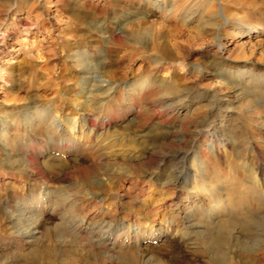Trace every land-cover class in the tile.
I'll return each instance as SVG.
<instances>
[{"label": "rangeland", "instance_id": "1", "mask_svg": "<svg viewBox=\"0 0 264 264\" xmlns=\"http://www.w3.org/2000/svg\"><path fill=\"white\" fill-rule=\"evenodd\" d=\"M151 1L156 2V0ZM142 3L143 0L133 2L131 0H0V106L6 105L3 106L5 112L17 111L18 107L22 109L31 98L36 96L41 104L52 107L61 104L60 95L66 93L69 88L73 90L76 86V79L70 78L76 67L69 54L74 51L77 44H90L94 47L91 48L93 56L99 51L100 60L104 61L106 68L118 71L125 80H138L147 74H154L155 57L158 55L156 48L160 44H165L176 52L178 58L171 61L163 60L167 64L158 74L174 83L175 88L170 93L171 99L179 97L182 101L169 109L146 103V99H139L131 105L124 106V114L114 118L107 125L111 129L110 134L104 135L97 142L90 140V148L86 153L80 152L81 154L75 156L80 165L74 167L75 174L74 176L70 174L69 177L86 181L90 178V174L83 170L84 167L96 162H106L114 157L120 158L122 152L137 155L139 148H126L129 149L126 150L121 147V144H125L121 140L127 139L112 132L116 129L122 131L123 127L127 126L133 127L135 133L147 134L146 138L156 139L152 146L164 150L166 154L183 152L188 141L193 138L195 125L192 118L198 115L207 120L203 132L213 130L214 124L217 125V132L224 134L223 138L228 137V134L231 136L232 131L240 135L247 130L245 137H239L237 146L242 149V146L247 147L252 143L257 145L262 151L258 161L264 168V31L249 37L244 34H234L240 30L239 24L244 25L245 30L253 26L252 24L262 23L264 26V0H224L223 8L221 0H159L151 6L153 14L147 16V21L144 23L146 26L142 24L136 27L134 20L133 23L126 24V16H122L119 23H122L123 29L117 33V26L111 18L116 7L126 8L127 4H133L132 11H137ZM197 14L202 16L192 20ZM97 20L104 23L101 33H94L89 28L91 23ZM220 22L225 24L218 28L217 23ZM209 23L213 25L212 33L205 31L206 34L203 35L201 31ZM93 34L96 36L90 40L89 36ZM222 58L228 59L226 67L229 73L223 72L217 65ZM249 63L254 65V70L251 72L252 79L245 78L242 82L240 78L234 76V73L240 69L235 66ZM237 83L244 84L240 87L241 90L237 91ZM58 88H63L64 91L57 94ZM158 95L154 93V96ZM117 96L121 104L125 105L127 98L125 90H121ZM252 101L255 104H252ZM253 105L261 106L262 113L254 115L253 112L251 115L247 108ZM130 107L133 110L130 115L124 117L128 114L125 110ZM225 108H229L230 111H226ZM240 126H243V130ZM216 134H214L215 138ZM10 135L13 138L14 133ZM182 136L186 138L183 143L173 141ZM115 139L119 141L116 142ZM212 139L207 135L202 136L193 147V151L199 150L200 157L207 162L210 158H214L210 145ZM85 141L86 138L83 142L86 143ZM225 144L217 149L219 160L222 161L219 165L220 173L224 175V180L230 187L225 197L231 202V209L225 214L227 215L225 220L232 222L234 219L239 222L250 210L252 212L257 210L255 207L257 198L264 201V189L253 184V174L247 170L256 169L257 160L248 158L250 152L247 151L242 153L243 159L238 160L236 148L229 141H225ZM5 148L17 152V142L12 140L3 144L0 141V159L6 153ZM21 150L23 152L19 150L17 154L23 157L24 148ZM47 154L36 153V157L41 161H51L56 158ZM94 154L101 156V159L97 161ZM65 159L72 162L74 157L67 155ZM227 159L228 163L225 161ZM241 161L246 164L243 165ZM187 163L191 167V163L189 161ZM159 166L160 170H168L166 163L161 162ZM145 170L149 172L153 167L135 165L131 177L118 181L115 179L119 182V191L123 193L127 204L129 205L130 200L134 201L135 210L143 200L147 199L146 192L150 184L154 183V180H149V177L143 174ZM24 176H26L25 172L19 173L14 169L0 167V194L15 199L19 194L17 183L24 184ZM156 186L155 183L151 192ZM239 194L246 199V208L245 204H238ZM152 196L157 202H162L159 200L162 197L161 192H154L150 198ZM150 198L148 197L147 201ZM244 208L248 209L244 212L242 210ZM135 215L137 211L132 216ZM10 222L4 205L0 203V264H26L24 254L30 249L43 252L46 261L51 264H92L67 251L70 248L78 251L80 249L78 243L55 242L50 233L42 234L32 244L19 245L22 242L14 238L16 235L9 234L14 230ZM52 222L53 219H47L42 226L48 227ZM259 233H264V222L260 226ZM153 246L155 247L151 255L172 254L167 243L161 241L160 244ZM201 246L206 250L205 252H189L188 259L173 260L171 264H217L210 262L212 253L201 241L195 245L197 248ZM134 248L129 249H134L133 251L138 249ZM229 252L232 257L231 264H239L241 253L245 255L260 253L262 255L260 262L264 264V243L250 249L243 248L239 244L232 245ZM121 259H123L121 264H130L129 256H122ZM148 261L150 264H157L154 258ZM103 263L106 264L105 261L98 260L94 264ZM28 264L43 263L35 260Z\"/></svg>", "mask_w": 264, "mask_h": 264}, {"label": "bare ground", "instance_id": "2", "mask_svg": "<svg viewBox=\"0 0 264 264\" xmlns=\"http://www.w3.org/2000/svg\"><path fill=\"white\" fill-rule=\"evenodd\" d=\"M223 1L221 0L222 8ZM156 2L143 0L139 9H136L137 11H132L133 4H127L126 8L116 7L111 17L117 26L116 32L120 33L123 29L122 23H119L122 16H126V24H131L134 20V26L140 27L147 21V16L153 14L151 6ZM198 16L202 15L197 14L192 17V20ZM103 24L102 21L97 20L91 23L89 28L94 33H101ZM217 24L218 28H221L225 22ZM252 25L245 30V26L239 24L240 30L234 34H244L249 37L264 31L262 23ZM212 26L211 23L207 24L201 31L203 35L205 31L211 32ZM95 36L93 34L89 36V39H94ZM74 48L69 56L73 58L72 62L76 68L74 67L70 78L76 79V86L73 90L69 88L71 91L65 90L66 93L60 95L61 104L53 105L55 107L53 108L51 105L41 104L36 96L31 98L26 105L21 106L22 109L18 107L17 111L5 112L3 106L6 105L0 106V141L4 144L15 140L18 148L17 152H12L6 149V145V153L0 159V167L26 173L25 183H17L19 194L15 199L0 194V203L4 205L8 218L12 222L10 223L14 227L9 234L16 235L14 238L22 242L19 245L32 244L42 234L50 233L55 242L78 243L80 245L78 251L74 248L67 251L92 264L98 260L105 261L106 264H121L122 256H129L128 263L130 264H150L148 260L151 258H154L157 264H171L173 260L188 259L189 252H205L202 246L195 247L201 241L203 246L205 245L212 253L211 263L231 264L232 257L229 248L232 245L239 244L243 248L250 249L263 244L264 233H259L260 226L264 222V209H262L264 201L261 199H256L257 210L255 212L250 210L249 213L243 215L242 221L225 220L227 218L225 214L231 209V202H228L225 197L230 187L224 180V175L220 173L219 165L222 161L219 160L217 151L220 145L225 144V141H229L236 148L238 160L243 159L246 151L250 152L248 158L257 160L256 169L247 170L253 174V184L264 189V168L258 161L262 155L261 149L253 143L247 147L242 146V149L237 146L239 137H245L247 130L240 135L232 131L233 138H230V134L223 138L224 134L217 132V125L214 124L213 130L203 132L207 120L198 115L192 118L195 129L193 138L188 141L185 150L166 154L164 150L157 149L155 145L152 146L156 139L146 138L148 135L144 133H135L133 127H123V132L117 129L112 132L127 139L126 141L121 140L125 143L121 144V147L139 148L137 155L122 152L120 158L114 157L109 161L96 162L84 167L83 170L90 174V178L86 181L69 177L70 174L74 176V167L80 165L75 156L86 153V150L90 148V140L97 142L104 135L110 134L111 129L107 125L114 118L124 114V106L131 105L139 99H146V103L161 105L169 109L182 101L179 97L171 99L170 93L175 88L174 83L158 74L159 70L167 64L164 61L178 58L176 52L168 45L160 44L156 48L158 55L155 57L156 71L154 74H147L138 80H125L118 71L106 68L104 61L100 60L99 51L93 56L91 48L94 47L90 44L80 43ZM227 61L228 59L222 58L217 65L220 66V70L229 73L226 67ZM235 67L242 69L234 73V76L240 78L242 82L245 78L252 79L253 63ZM243 85V83H237V91L241 90L240 87ZM123 89L127 95V98H124L125 105L121 104L117 96ZM61 91H64L63 88L56 89L57 94ZM154 93L159 95L154 96ZM252 104L255 103L252 101ZM260 107L253 105L247 110L251 115H259L262 113ZM131 110H133L132 107L125 110L128 114L124 117L130 115ZM225 110L230 111L229 108ZM12 132L14 133L13 138L10 135ZM206 135L210 139L213 138L210 145L214 158H210L209 162L200 157L199 150L193 151L194 145ZM85 138L86 143L83 142ZM117 140L115 139L116 142ZM173 141L183 143L186 138L182 136ZM22 148H24L23 157L17 154L20 151L23 152ZM36 153H41V155L48 153L47 156L54 155L56 158L51 161H41L36 157ZM67 155L73 156L74 160L71 162L65 159ZM94 156L97 161L101 159V156L96 154ZM188 161L191 167L187 165ZM225 161L228 163V159ZM161 162L166 163L167 171L160 170ZM241 162L243 165L246 164L244 161ZM135 165L153 167V170L149 172L145 170L143 174L149 177V180H154L146 192L147 199L143 200L136 210L133 208L134 201L130 200L129 205L127 204L123 193L119 191V182H117L131 177ZM155 183L157 186L151 192ZM154 192H161L162 197L159 199L161 203L157 202L153 196L150 198ZM148 197L149 201H147ZM166 200L170 202H165ZM237 202L245 204L246 199L240 195ZM244 206L246 208V204ZM245 208L242 209L244 212L248 209ZM136 211L137 215L132 216ZM47 219H53L51 225L42 226ZM161 241L168 244V249L172 251V254L168 256L151 255L155 247L153 245L160 244ZM134 247L138 249L133 251ZM260 259H262L260 253L249 255L241 253L238 263L261 264ZM24 260L26 264L35 260L43 264H51L46 261L43 252L36 249L26 251Z\"/></svg>", "mask_w": 264, "mask_h": 264}]
</instances>
